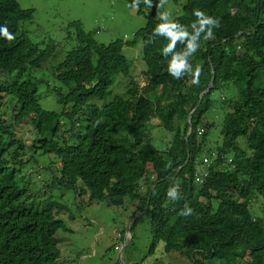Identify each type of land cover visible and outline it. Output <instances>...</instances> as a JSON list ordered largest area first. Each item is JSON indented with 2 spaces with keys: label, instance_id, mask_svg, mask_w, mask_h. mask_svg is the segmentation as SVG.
Here are the masks:
<instances>
[{
  "label": "trees",
  "instance_id": "obj_1",
  "mask_svg": "<svg viewBox=\"0 0 264 264\" xmlns=\"http://www.w3.org/2000/svg\"><path fill=\"white\" fill-rule=\"evenodd\" d=\"M163 1L135 0L145 21L128 41L98 43L93 30L68 22L65 38L72 35L75 45L52 67L54 79L65 86L64 93L54 89L61 105L56 111L38 103L36 81L23 77L43 66L56 44L38 48L17 34L19 22L29 20L33 10L0 0V27L13 37L0 35V74L7 78L0 79V106L4 96L14 102L11 125L0 110V264H62L57 234L67 228L54 217L63 205L51 190L54 183L75 188L78 180L88 203L133 204L125 219L146 208L148 254L162 242L164 252L174 251L192 264H264V224L251 205L257 195L264 203V0H169L180 4L171 19L162 15ZM197 10L219 27L203 24L201 30L205 17L196 16ZM209 28L213 36L205 40ZM137 38L144 68L130 77L131 61L121 47ZM189 43L199 45L191 56ZM181 60L185 68L174 78L169 70ZM197 65L202 71L193 83ZM116 74L129 85L122 94L108 90ZM229 83L236 91L225 101L221 140L207 149V173L197 183L194 174L210 126L201 119L212 106L211 91ZM17 123L34 131L27 145L13 132ZM152 127L171 133L165 148L149 141ZM238 137L244 138L242 146ZM24 166L51 176L49 192L38 203L22 197L25 189L18 182L25 177L17 175ZM137 218L128 225L129 242ZM120 226L115 244L105 251L124 240Z\"/></svg>",
  "mask_w": 264,
  "mask_h": 264
},
{
  "label": "rangeland",
  "instance_id": "obj_2",
  "mask_svg": "<svg viewBox=\"0 0 264 264\" xmlns=\"http://www.w3.org/2000/svg\"><path fill=\"white\" fill-rule=\"evenodd\" d=\"M15 1L21 8H32L33 10L29 20L19 22L17 34L24 33L38 48H43L47 42L56 44L51 57L43 66L34 68L31 72L27 71L23 75L24 78L36 81L38 103L43 108L56 111L61 109V105L56 102L54 89H59L64 93L65 86L54 79L52 67L54 68L55 64L63 58L64 53L75 45L72 35L65 38V28L68 22H80L84 31H94L93 38L96 42L106 44L115 39L132 40L133 33L142 27L145 21L142 15L136 13L135 0ZM161 5L163 17L171 19L178 14L180 4L164 0ZM121 53L131 61L130 77H133L135 73L140 75L141 69L144 68L141 59V40L137 38L133 45H123ZM121 77H123L121 74L115 75L113 84L108 88L109 91L122 94L124 89L129 87L127 80L124 81ZM0 79L7 80L2 74H0ZM138 80H142V77L139 76ZM232 90L236 91L235 87L229 83L226 87L213 89L210 93V99L213 100L212 106L204 112L201 119V123H209L210 126L206 130L205 145L200 157L207 155V149H213L220 143L221 120L224 112L228 110L225 101L234 98L235 93H232ZM110 96L108 94L98 102L102 103ZM13 104V101H9V98L4 96L0 110L1 112L4 110V119L7 125L12 124L11 108ZM64 128H67L66 124ZM13 132L24 145H27L34 136L32 127L22 126L21 123L14 126ZM148 135L150 136L149 141L157 149L165 148L171 137V133L161 127L150 128ZM243 139L242 137L237 138L240 146L243 144ZM24 151L26 152L27 149L24 148ZM50 159L55 161L52 156ZM200 165L201 167L205 166L200 163L197 168H200ZM226 167L231 168L228 164ZM21 175H24L25 179L18 182V185L25 189L22 195L23 199L38 203L41 195L44 192H49L46 185L51 184V176L47 172H39L34 166L22 167L17 177ZM56 175L57 173L53 172V178ZM54 184L51 192L54 196L58 195L57 201L63 205V210L55 214L57 216L54 217L62 219L67 228L56 233L60 263L110 264L112 261H117L118 264H121L120 259H122L124 264H129V257H132L134 264H192L174 251L164 252L162 242H158L153 252L148 254V216L145 211L138 216L133 227L134 239L129 242L130 234L124 230V240L117 245V248L105 251L108 246L115 244L116 230L120 229L122 223L126 229L130 219H125V216L134 211L135 206L127 203L111 205L107 200L88 203L85 193L80 192L82 188L80 180L77 181L75 188L64 184L61 187ZM133 202L136 203V201ZM262 202L263 198L257 195L252 199L251 205L252 209L260 214L264 224V203ZM125 243L127 244L124 246Z\"/></svg>",
  "mask_w": 264,
  "mask_h": 264
},
{
  "label": "clouds",
  "instance_id": "obj_3",
  "mask_svg": "<svg viewBox=\"0 0 264 264\" xmlns=\"http://www.w3.org/2000/svg\"><path fill=\"white\" fill-rule=\"evenodd\" d=\"M194 14H195L196 16H202V17H205V16H204V13H202V12H200V11H198V10L195 11ZM201 24H202V28H201V30H203V24H210V25H214V27H219V22H218L216 19H213V18H211V17H205V19H203V20L201 21ZM160 27H161L163 30H165V31L168 30V25H161ZM169 34H171V33H169ZM0 35H3V36H5V37H7L8 39H12V38H13L12 35H11V33L8 31V29H7L6 26H5V27H0ZM212 36H213L212 28H209V30L205 33V36H204L203 38H204L205 40H208V39H211ZM173 39H175V37H174ZM198 48H199V45H194V44H192V43H189V45H188V50H189V51H188L187 55L191 56L192 54H194V53L197 51ZM189 67H191V65H189ZM184 68H185V63H184L183 60H181L180 63L174 65V68H173L172 70H169V73H170V75H172L174 78H176V77L178 76L179 70L184 69ZM201 71H202L201 67H200L199 65H197V67L195 68V71H194V72H193V71L191 72V73H192V76H193V83H197V82H198V77H199ZM200 128H201V127H200ZM198 129H199V128H198ZM201 129H202V128H201ZM201 132H202V131H201ZM201 132H200V133H201ZM203 158H207V157H203ZM207 159L210 161L209 158H207ZM208 163H209V162H208ZM202 165H205V168H206L207 163H203V162H202ZM142 210H143V209H142ZM142 210H141V211H142ZM145 210H146V208H145Z\"/></svg>",
  "mask_w": 264,
  "mask_h": 264
},
{
  "label": "water",
  "instance_id": "obj_4",
  "mask_svg": "<svg viewBox=\"0 0 264 264\" xmlns=\"http://www.w3.org/2000/svg\"><path fill=\"white\" fill-rule=\"evenodd\" d=\"M212 80H213V76L211 77L210 81L208 82V84H207V86H206V88L204 89L203 92L207 91V90L211 87ZM197 105H198V103L196 104V106H197ZM196 106H195V107H196ZM195 107H194V108H195ZM194 108H193V109H194ZM191 111H192V110H191ZM191 111L187 114V118H186V120H188V117H189ZM189 132H190V126H188L187 131H186V134H185V136H184V140H185V143H186V144H185V145H186V148H185L186 156H187V152H188L187 138H188ZM186 161H187V158L185 159V161H184L183 164H185ZM179 167H180V166H179ZM179 167H178V168H179ZM144 211H145V208H143V210L140 211L138 214L134 215V216L130 219L129 223L132 222V221H133L135 218H137L138 216H140V214H142ZM129 223L127 224L126 229H125L127 234L129 233V228H128ZM129 239H130V237H129ZM126 244H127V243H125V244H123V245L125 246ZM120 263H121V264H124L122 259H120Z\"/></svg>",
  "mask_w": 264,
  "mask_h": 264
},
{
  "label": "built area",
  "instance_id": "obj_5",
  "mask_svg": "<svg viewBox=\"0 0 264 264\" xmlns=\"http://www.w3.org/2000/svg\"><path fill=\"white\" fill-rule=\"evenodd\" d=\"M202 130L201 129H198L197 130V134H200ZM228 161V160H227ZM202 162L203 163H208L209 160L207 158H202ZM207 173V170L206 168H203L202 171H200L199 173H197L195 176H194V181L195 182H201V180L204 178V176L206 175Z\"/></svg>",
  "mask_w": 264,
  "mask_h": 264
},
{
  "label": "crops",
  "instance_id": "obj_6",
  "mask_svg": "<svg viewBox=\"0 0 264 264\" xmlns=\"http://www.w3.org/2000/svg\"><path fill=\"white\" fill-rule=\"evenodd\" d=\"M228 160V159H227ZM199 166V164L197 165V167ZM196 167V172H195V174H194V176L197 174V173H199L200 171H202V169L203 168H205V166L204 167H201V165H200V168H197ZM202 181V180H201ZM197 183H199V182H197Z\"/></svg>",
  "mask_w": 264,
  "mask_h": 264
}]
</instances>
